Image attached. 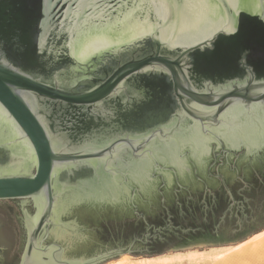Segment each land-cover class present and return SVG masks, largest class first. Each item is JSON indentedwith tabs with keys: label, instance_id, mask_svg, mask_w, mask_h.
Listing matches in <instances>:
<instances>
[{
	"label": "water",
	"instance_id": "water-1",
	"mask_svg": "<svg viewBox=\"0 0 264 264\" xmlns=\"http://www.w3.org/2000/svg\"><path fill=\"white\" fill-rule=\"evenodd\" d=\"M217 42L264 52V0H0V264L130 255L159 236L149 222L174 202L230 192L242 162L264 154V81L197 89L193 59ZM154 85L173 106L152 129L101 142L71 131ZM256 201L242 231L230 211L216 233L169 251L252 235Z\"/></svg>",
	"mask_w": 264,
	"mask_h": 264
},
{
	"label": "flooded vegetation",
	"instance_id": "flooded-vegetation-1",
	"mask_svg": "<svg viewBox=\"0 0 264 264\" xmlns=\"http://www.w3.org/2000/svg\"><path fill=\"white\" fill-rule=\"evenodd\" d=\"M221 45L217 42L212 52L200 58V60L196 59V64L193 59L196 71L194 73L190 71L189 78L197 89L201 90L209 83L214 84V86L231 84V82L243 83L247 78L249 82L253 80V83L264 81L263 50H244L241 52V49L234 50L232 48L231 52L227 53L230 47L221 48ZM96 74L94 73V75ZM106 74L105 70L100 71V79ZM164 85H168V82L165 81ZM139 88L136 87V91L142 94V97H139L135 88H133V94L138 95V100H134L129 106L121 102L123 99L121 101L111 100L105 102L99 112V118L93 116L82 118L73 124L71 131L81 135L79 140L87 142L116 141L131 134L150 130L158 124L160 119L169 117L171 114L170 109L173 106L169 97V89L166 91L165 88L161 89V87L155 85L146 86L144 89L140 88L141 90ZM77 128L79 131H75ZM215 159L217 163L218 157ZM241 170H244V172ZM211 176L216 180H221V182L224 181L223 176L220 174H211ZM239 179L245 181L264 179V154L252 162L243 161L241 169L236 170L234 177H232L233 181ZM81 211L87 214L92 212L101 213V211L94 209H83Z\"/></svg>",
	"mask_w": 264,
	"mask_h": 264
},
{
	"label": "trees",
	"instance_id": "trees-1",
	"mask_svg": "<svg viewBox=\"0 0 264 264\" xmlns=\"http://www.w3.org/2000/svg\"><path fill=\"white\" fill-rule=\"evenodd\" d=\"M261 201L259 210H261V220L258 224L251 228L250 232L255 235L264 227V179L234 180L231 183L230 192L223 187L213 193H205L201 198L187 197L174 202L169 210L162 214L164 218L157 223H150V226L163 228L157 237H150L144 245L143 249L130 254L131 256H140L143 258H153L166 254L170 249L187 238L202 234L207 229H211L213 233L218 231V227L224 222L226 215L231 211L236 222L234 231H242L243 224L253 207L252 204ZM159 218V217H158ZM132 222V226L137 227L140 231L144 230V225L139 220H128ZM129 222L123 224V228L129 227ZM218 226V227H217ZM100 232L101 230L98 229ZM136 233V234H137ZM105 234V233H104ZM252 237V236H251ZM109 261V260H108Z\"/></svg>",
	"mask_w": 264,
	"mask_h": 264
},
{
	"label": "rangeland",
	"instance_id": "rangeland-1",
	"mask_svg": "<svg viewBox=\"0 0 264 264\" xmlns=\"http://www.w3.org/2000/svg\"><path fill=\"white\" fill-rule=\"evenodd\" d=\"M253 235L254 234L250 235V237ZM228 247H233V246L211 247V248H209L208 246H201V247L187 248L182 250H172L166 252V254L162 256H158V257H166V258L153 260L151 261V263L152 264H264V241L262 243H259V245L256 246L253 245V247L251 246L247 248L248 250L246 249L240 252L239 251L232 252L231 254L227 255L222 259H216L214 257L216 254L223 252L224 248H228ZM125 256L127 258L125 260L126 263H131V262L135 263L141 259H147L140 256L137 257L131 255H125ZM123 258L124 256H121L101 264H110L115 261L122 260ZM151 263L149 262V264Z\"/></svg>",
	"mask_w": 264,
	"mask_h": 264
},
{
	"label": "bare ground",
	"instance_id": "bare-ground-1",
	"mask_svg": "<svg viewBox=\"0 0 264 264\" xmlns=\"http://www.w3.org/2000/svg\"><path fill=\"white\" fill-rule=\"evenodd\" d=\"M263 241H264V231H262V232H260L258 234L253 235L252 237H250L249 239H247L245 242L240 243L238 246L224 248L223 249L224 250L223 252L216 254L214 257L216 259H222V258L226 257L227 255L231 254L232 252H237V251L240 252L242 250H246L247 248H249L251 246L253 247V245L254 246L259 245V243H262ZM161 258H166V257H156V258L141 259V260H139L137 262H138V264H146V263L149 264V262L151 263V261L157 260V259H161ZM126 259L127 258L124 255V258L122 260L115 261V262L110 263V264H135V263L137 264V262H135V263L134 262L126 263L125 262Z\"/></svg>",
	"mask_w": 264,
	"mask_h": 264
},
{
	"label": "clouds",
	"instance_id": "clouds-1",
	"mask_svg": "<svg viewBox=\"0 0 264 264\" xmlns=\"http://www.w3.org/2000/svg\"><path fill=\"white\" fill-rule=\"evenodd\" d=\"M250 238V235L248 236H245V237H242L240 239H237V240H234V241H230L226 244H221V245H211V246H208L209 248L211 247H225V246H238L240 243H243L246 241V239Z\"/></svg>",
	"mask_w": 264,
	"mask_h": 264
}]
</instances>
